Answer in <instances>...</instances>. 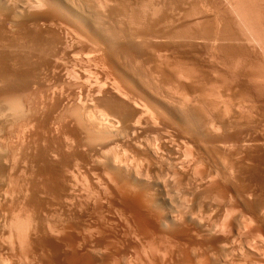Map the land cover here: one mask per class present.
I'll list each match as a JSON object with an SVG mask.
<instances>
[{"label": "rangeland", "instance_id": "rangeland-1", "mask_svg": "<svg viewBox=\"0 0 264 264\" xmlns=\"http://www.w3.org/2000/svg\"><path fill=\"white\" fill-rule=\"evenodd\" d=\"M213 1L57 0L60 14L67 8L81 20H70L73 11L64 13L67 17L58 13L49 22L41 19L47 7L30 11L27 6L33 1H13L28 14H41L36 25L40 43L23 38L0 19V264H47L63 257L73 243L98 264L113 258L137 264H192L199 256L209 264H264V1L255 0L258 10H250L257 16V28L251 27V32L231 13L235 0ZM222 8L236 26L232 43L243 49L232 62L216 49L232 43L221 36L217 42L204 22L209 18L213 29H219L221 23L212 16L221 18ZM44 42L54 45L52 53ZM6 95L19 98L18 107L10 108ZM130 183L152 199L153 229L148 225L147 231H140L131 220L129 202L119 192ZM16 220L24 223L17 225L18 230L25 228L21 237L15 235L16 226L12 228ZM160 235L184 246L187 257L173 251L176 258L171 254L158 259L149 241ZM239 240L248 247L240 246L242 253Z\"/></svg>", "mask_w": 264, "mask_h": 264}, {"label": "bare ground", "instance_id": "bare-ground-1", "mask_svg": "<svg viewBox=\"0 0 264 264\" xmlns=\"http://www.w3.org/2000/svg\"><path fill=\"white\" fill-rule=\"evenodd\" d=\"M14 1V0H13ZM13 1L12 0H0V19H2V22L1 23H3V25H12V26H14L16 29H18V31L21 33V35H22V37L23 38H25V39H29L30 37H32L31 39H35V42H34V44L38 41L39 43H40V40L38 39L39 38V32H38V29L36 28V25L37 24H39L38 22L40 21V18H41V14H37V13H35V12H31V13H29L28 14V12L26 13L24 10L25 9H23L24 8V6H21L22 8L20 9L19 7H16L15 6V4H12L13 3ZM17 1V0H16ZM31 1H33V2H31V4H30V6H27V10H30V8H31V10L33 11V10H35V9H37V8H39V7H43V6H45V7H47V13L45 14V17L43 18H41V19H43V21H51L52 19H54V17H56L57 15H58V11H57V9H56V7H57V0H31ZM76 1H80V0H76ZM98 1V0H97ZM99 1H101V0H99ZM104 1V0H103ZM106 1V0H105ZM113 1V0H112ZM176 2H177V0H175ZM213 1V0H212ZM233 2L232 3H235V1H236V4H233L234 5V10L232 9V7H230L231 8V13H233V11H234V13H236V18H238L237 20L240 22V24L239 25H241V27H243V28H247V32H251L252 31V29H251V27L253 28V26H254V24H256V17L257 16H255V14H254V16L252 15L253 14V12L254 11H250V10H252V9H257L256 7H254V2H255V0H232ZM262 1H264V0H262ZM261 0H260V3H262L263 4V2H262ZM82 2V1H81ZM178 2H179V0H178ZM196 2V1H195ZM214 2V1H213ZM10 3H11V5H10ZM76 3V2H75ZM96 3H98L99 4V2H96ZM104 3V2H103ZM141 3V2H140ZM102 4V3H101ZM100 4V5H101ZM105 4V3H104ZM248 4V5H247ZM261 4V5H262ZM17 5V4H16ZM78 5V4H77ZM83 5V4H82ZM87 5V4H86ZM229 5V4H228ZM132 6V5H131ZM141 6V5H140ZM145 6V5H144ZM244 6H247V7H249L250 6V8L251 9H248V8H246V7H244ZM252 6H253V8H252ZM263 6V5H262ZM26 7V6H25ZM30 7V8H29ZM99 7V6H98ZM103 7H104V5H103ZM147 7V6H146ZM264 7V6H263ZM29 8V9H28ZM58 8V7H57ZM60 8V7H59ZM63 8V7H62ZM76 8H77V6H76ZM81 8V7H80ZM217 8V7H216ZM229 8V9H230ZM246 8V9H245ZM40 9V8H39ZM45 9V8H44ZM66 9V12H64V13H66V15H67V13L69 14V13H72L73 11H71L70 12V10L69 9H67V8H65ZM74 9V8H73ZM91 9V8H90ZM102 9V8H101ZM128 9V8H127ZM130 9V8H129ZM151 9V8H150ZM222 9H224V8H222ZM262 9V8H261ZM264 9V8H263ZM30 10V11H31ZM38 10V9H37ZM69 10V11H68ZM93 11H94V9H92ZM103 10V9H102ZM126 10V9H125ZM125 10H123V12L125 11ZM133 10V9H132ZM145 10V9H144ZM156 10V9H155ZM216 10V9H215ZM221 10V9H220ZM220 10L218 11L217 10V13L219 12V13H221V12H223V11H221L220 12ZM225 10L226 9H224V14H223V16H220V14L218 15V16H220L221 18H216V16L215 15H213V16H215V17H213L212 15V18H215L214 20H216V23H217V20L219 21V23H221L220 25L218 24L217 26H220V28L218 29V27H216V24H215V22H213V24H215V29H213L214 28V26H212V23H211V20L208 18V20H205L204 22H205V26H207V28H208V32H213L214 34H215V36L213 37V39H216V38H219L220 39V36L223 38V39H225V41H230L231 43H232V41L231 40H233L234 38H235V36H236V31H234V27H236V26H234V27H232V20L231 19H229L230 18V13L228 14V11H227V13L225 12ZM247 10H249L248 12H247ZM258 10V9H257ZM256 11V10H255ZM261 11V10H260ZM78 12V11H77ZM127 12V11H126ZM129 12V11H128ZM127 12V15L128 14H133V13H128ZM64 13H61L62 15H63V17H67ZM80 13V12H79ZM105 13V12H104ZM141 13V12H140ZM139 13V14H140ZM233 13V14H234ZM250 13V14H249ZM264 13V12H263ZM43 14V13H42ZM60 14V13H59ZM60 14V15H61ZM78 14V13H77ZM76 13H75V11L70 15V20H81L79 17H78V15H77ZM91 14V13H90ZM97 14V13H96ZM138 14V15H139ZM142 14H143V12H142ZM215 14H216V12H215ZM94 15H95V13H94ZM104 15V14H103ZM125 15V14H124ZM134 15V14H133ZM133 15H131V16H133ZM144 15V14H143ZM151 15V14H150ZM224 15H226V16H229V18L228 17H226V16H224ZM235 15V14H234ZM259 15V14H258ZM122 16V15H121ZM129 16V15H128ZM135 16V15H134ZM137 16V15H136ZM252 16V17H251ZM261 16V15H260ZM264 16V15H263ZM27 17H28V20H26L27 19ZM68 17H69V15H68ZM84 17V16H83ZM89 17H92V16H89ZM96 17H98V15H96ZM102 17V16H101ZM126 17V16H125ZM124 17V18H125ZM232 17V16H231ZM255 17V18H254ZM72 18V19H71ZM100 18V17H99ZM103 18V17H102ZM127 18V17H126ZM128 18H130V17H128ZM136 18V17H135ZM139 17H137V19H138ZM141 18H144V17H140V19ZM235 18V19H236ZM96 19V18H95ZM87 20V19H86ZM122 20V19H121ZM125 20H127V19H125ZM130 20H132V19H130ZM144 20V19H143ZM27 21H30V22H28V24L29 25H27ZM88 21V20H87ZM95 21V20H94ZM203 21V20H202ZM85 22V21H84ZM92 22V21H91ZM96 22V21H95ZM100 22V21H99ZM131 21H129V23H130ZM140 22V21H139ZM164 22V21H163ZM43 23V22H42ZM51 23V22H50ZM127 23V22H126ZM133 23V22H132ZM131 23V24H132ZM161 23V22H160ZM238 23V22H237ZM84 24V23H83ZM135 24V23H134ZM137 24H139V23H137ZM136 24V25H137ZM61 25V24H60ZM125 25V24H124ZM135 25V26H136ZM203 25H204V23H203ZM237 25V24H236ZM257 25H259V24H257ZM84 26H85V24H84ZM103 26V25H102ZM128 26H130V25H128ZM186 25H184V27H185ZM188 26V25H187ZM100 27V26H99ZM137 27V26H136ZM255 27V26H254ZM10 28V27H9ZM102 29L104 28V27H101ZM133 28H134V25H133ZM139 28V27H138ZM138 28H136V29H138ZM182 28V27H181ZM187 29L189 28L190 29V26L189 27H186ZM193 28V27H192ZM205 28V27H204ZM203 28V29H204ZM249 28V29H248ZM255 28H257V27H255ZM128 29V28H127ZM153 29H155V28H153ZM202 29V30H203ZM259 29V28H258ZM2 30V27L0 26V31ZM94 30V29H93ZM110 30V29H109ZM115 30V29H114ZM159 30V29H158ZM183 30V29H182ZM185 30V29H184ZM198 30H201V25H200V29H198ZM198 30H195V31H198ZM206 30V29H205ZM238 30V29H237ZM250 30V31H249ZM8 31V30H7ZM16 31V30H15ZM17 31V32H18ZM112 31V30H111ZM131 31V30H130ZM135 30L133 29V32H134ZM144 31V30H143ZM143 31H141L143 34H144V32ZM186 31V30H185ZM184 31V32H185ZM188 31V30H187ZM187 31H186V33H187ZM190 31V30H189ZM188 31V32H189ZM240 31H241V29H240ZM245 31H246V29H245ZM245 31H243V33L245 32ZM258 31V30H257ZM2 32V31H1ZM1 32H0V35H1ZM104 32V31H103ZM112 32H114V31H112ZM146 32L148 33V30H146ZM151 32V31H150ZM152 32H154V31H152ZM156 32H158V31H156ZM156 32H154V33H156ZM161 32V31H160ZM168 31H166V33H167ZM174 32V31H173ZM183 32V33H184ZM200 32V31H199ZM201 32H203V31H201ZM207 32V31H206ZM19 33V34H20ZM116 33V35H119L118 34V32H115ZM115 33H114V37H115ZM138 33V32H137ZM159 33V32H158ZM163 34H164V32H162ZM169 33V32H168ZM192 33V32H191ZM191 33H189V34H191ZM193 33H194V30H193ZM197 33V32H196ZM205 33V32H204ZM203 33V34H204ZM241 34H243L242 32H240ZM257 33V32H256ZM112 34V33H111ZM129 34V33H128ZM128 34H126V35H128ZM131 34H133V33H131ZM141 34V33H140ZM142 34V35H143ZM151 34V33H150ZM149 34V35H150ZM161 34V33H160ZM201 34V33H200ZM255 34V33H254ZM263 34V33H262ZM9 35V34H8ZM87 35V34H86ZM109 35V34H108ZM122 35V34H121ZM141 35V36H142ZM154 34H152V36H153ZM157 35V34H156ZM166 35V34H165ZM186 35V34H185ZM197 35V34H196ZM198 35H199V33H198ZM202 35V34H201ZM211 36L212 34H209L208 33V36ZM253 35V34H252ZM257 35V34H256ZM255 35V36H256ZM14 36V35H13ZM41 36V35H40ZM131 36V35H130ZM129 36V37H130ZM140 36V35H139ZM163 36V35H162ZM190 35H188V37H189ZM193 36V35H192ZM194 36H195V34H194ZM204 36V35H203ZM209 36V37H210ZM216 36H219V37H216ZM240 36V35H239ZM254 36V35H253ZM254 36V37H255ZM261 36V35H260ZM21 37V36H20ZM28 37V38H27ZM46 37V36H45ZM90 37V36H89ZM110 37V36H109ZM128 37V38H129ZM143 37V36H142ZM145 37V36H144ZM155 37V36H154ZM166 37V36H165ZM206 37V36H205ZM8 38V37H7ZM111 38H112V35H111ZM111 38H109L110 40H115V38H113V39H111ZM131 38V37H130ZM139 38V37H138ZM190 38V37H189ZM207 38V37H206ZM238 38V37H237ZM31 39H29V40H31ZM149 39V38H148ZM208 39V38H207ZM211 39V38H210ZM213 39H211V41L213 40ZM259 39V38H258ZM37 40V41H36ZM109 40V41H110ZM47 41V40H46ZM108 41V42H109ZM130 40H128V42H129ZM145 41V40H144ZM216 41L218 42V39H216ZM220 42H221V39L219 40ZM235 41V40H234ZM234 41H233V45L232 44H224V45H220V46H217L218 45V43H217V47H216V49L218 48V53H220V56H222V58H224V60H228V61H233V60H235L236 58H237V54H238V52L239 53H241L240 52V50H243V49H239V48H242V47H239V44H238V47L236 46V45H234V44H237V42H235L234 43ZM7 42V41H6ZM33 42V41H32ZM115 42V41H114ZM131 42V41H130ZM129 42V43H130ZM215 42V41H214ZM213 42V43H214ZM224 42V41H223ZM9 43H10V41H9ZM17 43V42H16ZM43 43V41L41 42V44ZM45 43V45H43V46H45L46 47V49L47 50H49L48 52H49V54L50 53H52L53 52V50H54V45L51 43V42H44ZM110 43H111V41H110ZM128 43V45H130V44H132V43H130L129 44ZM146 43V42H145ZM178 43V42H177ZM263 43V42H262ZM1 44V43H0ZM12 44V43H11ZM38 44V43H37ZM105 44H107V41H106V43ZM111 44H114L113 42L111 43ZM111 44H107V46H110ZM117 44V43H116ZM216 44V43H215ZM223 44V43H222ZM13 45V44H12ZM16 45V44H15ZM27 45V44H26ZM39 45V44H38ZM118 45H120V44H118ZM127 45V46H128ZM263 45V44H262ZM11 46V45H10ZM42 46V47H43ZM106 46V47H107ZM111 46H114V45H111ZM132 47H134L133 45H131ZM241 46V45H240ZM18 47V46H17ZM21 47V46H20ZM95 47V46H94ZM93 47V48H94ZM214 47V46H213ZM1 48V47H0ZM29 48V47H28ZM97 48V47H96ZM109 47H107V49H108ZM111 48V47H110ZM109 48V49H110ZM129 48H130V46H129ZM135 48V47H134ZM141 48V47H140ZM212 48V47H211ZM245 48V47H244ZM12 49H14V48H12ZM22 49V48H21ZM43 49H44V47H43ZM45 49V50H46ZM113 49V48H112ZM116 49H117V47H116ZM131 49V48H130ZM136 49V48H135ZM23 50V49H22ZM44 50V51H45ZM46 50V51H47ZM118 50H120V51H122L121 49H119L118 48ZM133 50V49H132ZM213 50V49H212ZM25 51V50H24ZM24 51H22V52H24ZM215 51V50H214ZM9 52V51H8ZM13 52V51H12ZM20 52V51H19ZM136 52V51H135ZM216 52V53H217ZM243 52V51H242ZM244 52H245V49H244ZM243 52V53H244ZM31 53V52H30ZM139 54V53H138ZM246 54V53H245ZM241 55V54H240ZM20 56V55H19ZM249 56V55H248ZM49 57V56H48ZM47 57V58H48ZM238 57H241V56H238ZM8 58V57H7ZM44 58H45V56H44ZM43 58V59H44ZM17 59V58H16ZM172 59V58H171ZM220 59V58H219ZM242 59V58H241ZM8 60V59H7ZM51 60V59H50ZM139 60V59H138ZM8 61H10V60H8ZM149 61V60H148ZM163 61V60H162ZM227 61V62H228ZM237 61V60H236ZM235 61V62H236ZM239 61V60H238ZM237 61V62H238ZM21 62H23V61H21ZM137 62V61H136ZM135 62V63H136ZM170 62V61H169ZM218 62V61H217ZM226 62V63H227ZM230 62V63H231ZM245 62V61H244ZM14 63V62H13ZM239 63V62H238ZM250 63V62H249ZM16 64V63H15ZM22 64V63H21ZM163 64V63H162ZM232 64V63H231ZM236 64V63H235ZM226 65V64H225ZM42 66V65H41ZM158 66V65H157ZM183 66V65H182ZM228 66H230V65H228ZM249 66V65H248ZM146 67V66H145ZM232 67H234V66H232ZM174 69V68H173ZM251 69V68H250ZM51 70V69H50ZM1 71V70H0ZM13 71V70H12ZM253 71H254V69H253ZM23 72V71H22ZM53 72V71H52ZM165 72V71H164ZM255 73V72H254ZM24 74V73H23ZM156 74V73H155ZM171 74H172V72H171ZM39 75V74H38ZM196 75V74H195ZM6 76V75H5ZM149 76V75H148ZM181 76V75H180ZM2 77V76H1ZM3 77H4V75H3ZM19 77H21V76H19ZM23 77V76H22ZM157 77V76H156ZM163 78V77H162ZM178 78V77H177ZM182 78V77H181ZM172 79V78H171ZM174 79V78H173ZM33 80V79H32ZM166 80H167V78H166ZM145 81V80H144ZM168 81H169V79H168ZM174 81V80H173ZM152 82H154V81H152ZM177 83V82H176ZM27 84H28V82H27ZM157 84V83H156ZM172 84V83H171ZM175 84V83H174ZM34 85V84H33ZM177 87V86H176ZM33 88V87H32ZM163 88V87H162ZM168 88V87H167ZM178 88V87H177ZM17 89V88H16ZM157 89V88H156ZM256 89H257V87H256ZM11 90V89H10ZM19 90V89H18ZM189 90V89H188ZM20 92V91H19ZM18 92V93H19ZM2 93V92H1ZM8 93V92H7ZM14 93V92H13ZM33 93V92H32ZM174 93V92H173ZM11 94H12V92H11ZM15 94V93H14ZM35 94V93H34ZM177 94V93H176ZM16 95V94H15ZM180 95H182V94H180ZM184 95V94H183ZM2 96H4L5 97V95H3L2 94ZM7 96V95H6ZM14 96V95H13ZM161 97V96H160ZM36 98V97H35ZM52 98V97H51ZM164 98V97H163ZM19 99V98H18ZM16 97H12V95L11 96H7L6 97V100L8 101V103H9V105H10V108H15V106H17V105H19V100H18ZM60 99V98H59ZM5 100V101H6ZM50 100H52V99H50ZM4 101V102H5ZM31 103V102H30ZM185 103V102H184ZM113 104V103H112ZM178 105V104H177ZM182 105V104H181ZM5 106V105H4ZM176 106V105H175ZM9 107V106H8ZM18 107V106H17ZM2 108H4V107H2ZM145 108V107H144ZM6 109V108H5ZM30 109V108H29ZM4 110V109H3ZM6 111V110H5ZM33 111V110H32ZM39 111V110H38ZM44 111V110H43ZM185 111V110H184ZM179 112V111H178ZM4 113V112H3ZM6 113V112H5ZM29 114V113H28ZM77 114V113H76ZM200 114V113H199ZM1 115V114H0ZM15 115V114H14ZM36 115V114H35ZM37 116V115H36ZM43 116V115H42ZM73 116H75V115H73ZM15 117V116H14ZM48 119V118H47ZM6 120V119H5ZM80 120V119H79ZM15 121H16V119H15ZM29 121V120H28ZM31 121V120H30ZM52 121V120H51ZM77 121H78V119H77ZM10 122V121H9ZM17 122V121H16ZM47 122V121H46ZM54 123V122H53ZM135 123V122H134ZM136 123H138V122H136ZM25 124V123H24ZM33 124V123H32ZM83 124V123H82ZM178 124V123H177ZM9 125V124H8ZM31 125V124H30ZM43 125V124H42ZM7 126V125H6ZM26 126V125H25ZM85 126V125H84ZM87 126V125H86ZM90 126H92V125H90ZM26 127H28V126H26ZM87 127H89V125L87 126ZM126 127V126H125ZM91 129V128H90ZM89 131V130H88ZM87 131V132H88ZM28 132V131H27ZM91 132V131H90ZM89 132V133H90ZM98 132V131H97ZM15 134V133H14ZM102 134V133H101ZM88 135V134H87ZM100 135V134H99ZM36 136V135H35ZM89 136V135H88ZM94 136H95V134H94ZM93 136V137H94ZM92 137V136H91ZM98 137V136H97ZM104 138V137H103ZM94 139H95V137H94ZM1 140H2V138H1ZM96 140V139H95ZM97 140H98V138H97ZM3 141V140H2ZM92 141V140H91ZM165 141V140H164ZM1 142V141H0ZM7 142V141H6ZM97 142V141H96ZM24 145V144H23ZM27 145V144H26ZM3 146V145H2ZM156 150H158V149H156ZM160 150V149H159ZM165 150V149H164ZM172 150V149H171ZM3 151V150H2ZM45 151V150H44ZM177 151V150H176ZM149 152V151H148ZM15 153V152H14ZM2 154V153H1ZM16 154H17V152H16ZM157 156V155H156ZM158 158V157H157ZM161 158V157H160ZM166 158H169V157H166ZM17 159V158H16ZM164 159V158H163ZM41 160V159H40ZM167 160V159H166ZM25 161V160H24ZM163 161V160H162ZM176 161V160H175ZM178 161V160H177ZM4 162V161H3ZM144 162V161H143ZM173 162V161H172ZM191 162V161H190ZM196 162V161H195ZM145 163V162H144ZM30 164V163H29ZM146 164V163H145ZM165 164H167V163H165ZM171 164V163H170ZM160 165H161V163H160ZM188 165V164H187ZM182 166V165H181ZM149 167V166H148ZM171 167V166H170ZM173 167V166H172ZM185 167V166H184ZM156 168V167H155ZM190 168V167H189ZM185 169V168H184ZM183 170V169H182ZM21 171V170H20ZM168 171V170H167ZM179 171V170H178ZM9 172V171H8ZM16 173V172H15ZM53 173V172H52ZM145 173V172H144ZM189 173V172H188ZM201 173V172H200ZM207 173V172H206ZM30 174V173H29ZM109 174V173H108ZM118 174V173H117ZM137 174H138V172H137ZM141 174V173H140ZM194 174V173H193ZM122 175V174H121ZM29 176V175H28ZM21 177V176H20ZM166 177V176H165ZM196 177V176H195ZM198 177V176H197ZM137 178V177H136ZM161 178V177H160ZM159 178V179H160ZM169 178H170V175H169ZM205 178V177H204ZM3 179V178H2ZM36 179V178H35ZM187 179V178H186ZM213 179V178H212ZM220 179V178H219ZM158 180V179H157ZM161 180V179H160ZM165 180V179H164ZM167 180V179H166ZM183 180V179H182ZM209 180V179H208ZM226 180V179H225ZM150 181V180H149ZM176 181V180H175ZM205 181V180H204ZM210 181V180H209ZM4 182V181H3ZM25 183V182H24ZM128 183V182H127ZM173 183V182H172ZM35 184V183H34ZM64 184V183H63ZM131 184L132 183H130V185L128 184V185H124L123 187H121V189H120V195L122 196V199L123 200H125V201H127V202H129V207H128V211H129V214H130V216H131V220H133V222H134V224L135 225H137V228L138 229H140V231L141 230H144V231H147V229H145V228H147L148 227V225H149V227H153V220H154V218H153V214H152V212L150 211V206L152 205L151 204V201L150 200H152V199H150V200H147V199H145L144 198V194H143V188L142 189H139L138 187H137V189L134 187V190H132V188H131ZM171 184V183H170ZM169 184V185H170ZM188 184V183H187ZM192 184V183H191ZM139 185V184H138ZM8 186V185H7ZM54 186V185H53ZM177 186V185H176ZM187 186V185H186ZM194 186V185H193ZM163 187V186H162ZM16 188V187H15ZM147 188V187H146ZM178 188V187H177ZM182 188V187H181ZM185 188V187H184ZM201 188V187H200ZM118 189V188H117ZM161 189V188H160ZM59 190V189H58ZM167 190V189H166ZM176 190V189H175ZM196 191V190H195ZM4 192V191H3ZM36 192V191H35ZM69 192V191H68ZM169 192V191H168ZM26 193V192H25ZM105 193V192H104ZM4 194H6V193H4ZM151 194V193H150ZM165 195H167V194H165ZM184 195V194H183ZM6 196V195H5ZM12 196V195H11ZM199 196V195H198ZM201 196V195H200ZM210 196V195H209ZM58 197V196H57ZM97 197V196H96ZM105 197V196H104ZM169 197V196H168ZM184 197V196H183ZM213 197H214V195H213ZM212 197V198H213ZM32 198V197H31ZM88 198V197H87ZM99 198V197H98ZM165 198V197H164ZM178 198V197H177ZM187 198V197H186ZM203 198V197H202ZM201 198V199H202ZM210 198V197H209ZM211 198V199H212ZM216 198V197H215ZM25 199V198H24ZM96 199V198H95ZM105 199V198H104ZM167 199V198H166ZM170 199V198H169ZM179 199H182V198H179ZM184 199V198H183ZM21 200V199H20ZM206 200H209V199H206ZM54 201V200H53ZM66 201V200H65ZM168 201V200H167ZM173 201V200H172ZM172 201H169L170 203L172 202ZM179 201V200H178ZM177 201V202H178ZM182 201V200H181ZM180 201V202H181ZM185 201V200H184ZM56 202V201H55ZM127 202H126V204H127ZM189 202H190V200H189ZM175 203V202H174ZM179 203V202H178ZM178 203L176 204V205H178ZM220 203V202H219ZM223 203V202H222ZM226 203V202H225ZM173 204V203H172ZM175 204H173V206H175ZM183 204V203H182ZM205 204V203H204ZM228 204V203H227ZM7 205V204H6ZM60 205V204H59ZM181 205V204H180ZM179 205V206H180ZM187 205H190V204H187ZM30 206V205H29ZM175 207H178V206H175ZM214 207V206H213ZM230 207V206H229ZM174 208V207H173ZM152 209V208H151ZM184 209V208H183ZM230 209V208H229ZM176 210V209H175ZM186 210V209H185ZM213 210V209H212ZM211 210V211H212ZM223 210H224V208H223ZM173 211V210H172ZM182 211V210H181ZM216 211V210H215ZM228 211V210H227ZM179 212V211H178ZM194 212V211H193ZM192 212V213H193ZM208 212V211H207ZM226 212V211H225ZM118 213V212H117ZM169 213V212H168ZM172 213V212H171ZM189 213H191V212H189ZM196 213V212H195ZM205 213V212H204ZM226 213H228V212H226ZM3 214V213H2ZM28 214V213H27ZM120 214V213H119ZM225 214V213H224ZM232 214H233V212H232ZM5 215V214H4ZM17 216H18V214H16ZM15 214H14V216L15 217H17ZM22 215H23V213H22ZM121 215V214H120ZM170 215V214H169ZM187 215H188V213H187ZM227 215V214H226ZM226 215H225V217H226ZM263 215V214H262ZM7 216V215H6ZM12 215H10V217H11ZM191 216V215H190ZM189 216V217H190ZM205 216V214L203 215V217ZM239 216V215H238ZM13 217V216H12ZM21 217V216H20ZM118 217V216H117ZM175 217V216H174ZM176 217H178V216H176ZM175 217V218H176ZM188 217V218H189ZM225 217L223 218L222 217V219H221V221L222 222H224V220L226 221L227 219H229V218H227V219H225ZM98 218V217H97ZM160 218V217H159ZM186 218V217H185ZM202 218V217H201ZM200 218V219H201ZM14 219H18V217L17 218H14ZM13 219V220H14ZM163 219V218H162ZM172 219V218H171ZM174 219V218H173ZM176 219H178V218H176ZM217 219V218H216ZM240 219H242V218H240ZM250 219V218H249ZM6 220H7V218H6ZM19 220V219H18ZM18 220H16V221H13V222H16V224L14 225L12 222L10 223V225L9 226H11V224H13L12 225V228L13 227H15V231H16V234L15 235H18V237H21L22 236V234H24L22 231H24L25 230V228L23 229V230H20L21 228H23V227H20L21 226V224H22V222L21 223H19L18 224ZM100 220V219H99ZM164 220V219H163ZM59 221V220H58ZM120 221V220H119ZM162 221V220H161ZM199 221V220H198ZM204 221H206V220H204ZM211 221H213V220H211ZM210 221V222H211ZM242 221V220H241ZM244 221V220H243ZM164 222V221H163ZM201 222V221H200ZM221 222V223H222ZM227 222V221H226ZM234 222V221H233ZM239 222V221H238ZM162 223V222H161ZM213 223V222H212ZM240 223V222H239ZM246 223V222H245ZM250 223V222H249ZM1 224V223H0ZM4 224V226H5V223H3ZM24 224V223H23ZM22 224V225H23ZM46 224H48V223H46ZM216 224H217V222H216ZM216 224L214 225V226H216ZM219 224H220V222H219ZM17 225H20L19 226V230L17 229L18 228V226ZM221 225H223V224H221ZM246 225V224H245ZM1 226V225H0ZM127 226V225H126ZM163 226H164V224H163ZM175 226H176V224H175ZM202 226V225H201ZM206 226V225H205ZM225 226V225H224ZM235 226H237V223H236V225ZM241 226H243V225H241ZM5 227H8V224H6V226ZM47 227V226H46ZM96 227V226H95ZM94 227V228H95ZM112 227V226H111ZM131 227V226H130ZM171 227V226H170ZM221 227V229L220 230H222L223 228H222V226H220ZM237 227H240V226H237ZM11 228V229H12ZM82 228V227H81ZM108 228V227H107ZM129 228V227H128ZM136 228V229H137ZM198 228V227H197ZM209 228V227H208ZM216 228V227H215ZM225 229L227 228L226 226L224 227ZM233 228V227H232ZM242 228V227H241ZM246 228V227H245ZM244 228V230H246ZM27 229V228H26ZM90 229H92V228H90ZM111 229V228H110ZM134 229V228H133ZM153 229V228H152ZM228 229H230L229 227H228ZM8 230H9V227H8ZM49 230H51V228L49 229ZM48 230V231H49ZM82 230V229H81ZM84 230H86V229H84ZM97 230H100V229H98V227H97ZM122 230V229H121ZM207 230V229H206ZM232 230V229H231ZM235 230V229H234ZM242 230H243V228H242ZM10 231V230H9ZM9 231L7 232V233H9ZM17 231H20V236H19V232H17ZM57 231V230H56ZM92 231H94V230H90L89 232H92ZM128 231V230H127ZM144 231H143V233H144ZM208 231H210V229H208ZM207 231V232H208ZM224 231V230H223ZM236 231V230H235ZM2 232V231H1ZM26 232V231H25ZM50 232V231H49ZM85 232H87V231H85ZM84 232V234H86ZM88 232V233H89ZM95 232V231H94ZM100 233L101 232H103V231H99ZM135 232V231H134ZM149 232V231H148ZM148 232H146V234L147 235H149L148 234ZM164 232V231H163ZM214 232H216L215 230H214ZM244 232H247V230L246 231H244ZM10 233H12V231H10ZM34 233V232H33ZM60 233V232H59ZM82 233V232H81ZM100 233H98L99 235H100ZM133 233V232H132ZM220 233H222V231L221 232H219V234ZM242 233L243 232H241L240 233V231H239V228H238V232H237V234H240L241 236H243L242 235ZM249 233V232H248ZM13 234H14V232H13ZM26 234V233H25ZM50 234H51V232H50ZM52 234H55V232L53 233L52 232ZM56 234H58V232L56 233ZM90 234V233H89ZM87 234L88 235V237L92 234ZM96 234H97V232H96ZM95 234V235H96ZM159 234V233H158ZM160 234H162V233H160ZM199 234V233H198ZM215 234V233H214ZM218 234V233H217ZM227 234V233H226ZM236 234V235H237ZM246 234V233H245ZM260 234V233H259ZM9 235V234H8ZM94 235V236H95ZM110 235V234H109ZM125 235V234H124ZM135 235V234H134ZM144 235H145V233H144ZM146 235V236H147ZM151 235V234H150ZM200 235H202V234H200ZM230 235V234H229ZM240 235L238 236L239 238H240ZM249 235V234H248ZM255 235H257V234H255ZM59 236V235H58ZM65 236V235H64ZM63 236V237H64ZM168 236V235H167ZM210 236V235H209ZM233 236H235V234L234 235H232V237ZM261 236V235H260ZM9 237V236H8ZM7 237V238H8ZM67 236H65L64 237V239L66 238ZM74 237V236H73ZM148 237V236H147ZM150 237V236H149ZM157 237H159V235L157 236ZM165 236L164 235H160V238H157L156 240H151L152 238H154L153 236L152 237H150V240L151 241H149V243L151 244V249H153V251L157 254V256L159 255L160 256V258H164V257H167L168 258V256H171V254L173 253V251L174 252H176L177 254H180V256H183V257H187V252L184 250V246H182V245H180V243L178 244V243H175L174 241H173V243L172 242H170L169 240L167 241L165 238H164ZM225 237H227V235L225 236ZM236 237V236H235ZM238 237H237V239H238ZM2 238V237H1ZM0 238V239H1ZM68 238V237H67ZM66 238V239H67ZM70 239H71V236L69 237ZM75 238V237H74ZM73 238V239H74ZM91 238H93L92 236H91ZM90 238V239H91ZM133 238L135 239V236H133ZM16 239H17V237H16ZM69 239V240H70ZM98 239H100V237L98 238ZM139 239V238H138ZM168 239V238H167ZM194 239V238H193ZM212 239V238H211ZM233 239V238H232ZM251 239H252V236H251ZM9 240V239H8ZM18 240V239H17ZM72 240V239H71ZM111 240V239H110ZM137 240V239H136ZM231 240V239H230ZM242 240V239H241ZM254 240V239H253ZM252 240V241H253ZM3 241H4V239H3ZM12 241V240H11ZM68 241V240H67ZM72 241H74V240H72ZM71 241V242H72ZM82 241L84 242V240H83V238H82ZM224 241V240H223ZM233 241V240H232ZM232 241H231V243H232ZM238 241V240H237ZM237 241H236V245L237 244H239V246L237 247L238 249L239 248H241L242 250H243V247H247V245H245L246 243H248V242H246V243H244V245L245 246H241L240 245V243H241V241L239 240V243H237ZM76 242V241H75ZM133 242V241H132ZM9 243V242H8ZM11 243V242H10ZM9 243V244H10ZM21 243V242H20ZM66 243V242H65ZM79 242H77V244H78ZM91 243V242H90ZM99 243H100V241H99ZM98 243V244H99ZM113 243V242H112ZM2 244H4V243H2ZM93 244V243H92ZM145 244V243H144ZM191 244V243H190ZM223 244V246L225 245V243H222ZM249 244H253V242L252 243H249ZM248 244V245H249ZM255 244V243H254ZM258 244H260V243H258ZM21 245V244H20ZM57 245V244H56ZM68 245V244H67ZM66 245V246H67ZM79 245V244H78ZM101 245V244H100ZM184 245V244H183ZM262 245H264V244H262ZM9 246V245H8ZM26 246V245H25ZM104 246V245H103ZM150 246V245H149ZM222 246V247H223ZM226 246V245H225ZM241 246V247H240ZM254 246V245H253ZM70 250L66 253L65 252V254L63 255V257H61V258H57V257H55L54 259H52V260H50V261H48L47 262V264H98V263H96L95 262V260H94V258H93V255H90V254H86V253H81L80 251H78V247H76V244L75 243H73L72 244V246L70 245ZM96 247V246H95ZM143 247V246H142ZM227 248H228V246H226ZM226 247H224V248H226ZM232 247V246H231ZM251 247H252V245H251ZM261 247V246H260ZM263 248H264V246H262ZM12 248V247H11ZM21 248V247H20ZM56 248V247H55ZM97 248V247H96ZM103 248V247H102ZM105 248V247H104ZM110 248V247H109ZM139 248V247H138ZM145 248V247H144ZM148 248V246L145 248V249H147ZM186 248V247H185ZM217 248H219V247H217ZM220 248H221V246H220ZM227 248H226V250H227ZM248 248V247H247ZM250 248V247H249ZM18 249V248H17ZM93 249V248H92ZM108 249V248H107ZM144 249V251H146ZM199 249V248H198ZM261 249V248H260ZM130 250V249H129ZM150 250V249H149ZM200 250V249H199ZM222 250H223V248H222ZM232 250H233V248H232ZM248 250V249H247ZM250 250H252V248H250ZM254 250H255V248H254ZM258 250V249H257ZM21 251V250H20ZM58 251V250H57ZM102 251V250H101ZM107 251V250H106ZM139 251V250H138ZM152 251V250H151ZM202 251V250H201ZM235 251V250H234ZM236 251H237V249H236ZM239 251H240V253H242V251L239 249ZM244 251H246V249L244 250ZM262 251H264L263 249H262ZM94 252V251H93ZM96 252V251H95ZM189 252V251H188ZM206 252V251H205ZM218 252V251H217ZM227 252V251H226ZM229 252V251H228ZM232 253H233V251H231ZM253 252H255V251H253ZM26 253V252H25ZM91 253V252H90ZM135 253V252H134ZM214 253V252H213ZM223 253V252H222ZM234 253H236V252H234ZM256 253H258V252H256ZM264 253V252H263ZM27 254V253H26ZM93 254V253H92ZM144 254V253H143ZM146 254V253H145ZM148 254V253H147ZM177 254H174V255H176V256H174L173 254V256H174V258H176L177 257ZM193 254V253H192ZM197 254V253H196ZM195 254V255H196ZM219 254V253H218ZM238 254H239V252H238ZM261 254V253H260ZM25 255V254H24ZM104 255V254H103ZM148 255H150V254H148ZM223 255H225V254H223ZM222 255V256H223ZM228 255H229V253H228ZM231 255H233V254H230V257H231ZM239 255H241V254H239ZM245 255V254H244ZM249 255H251V252H250V254ZM258 255V254H257ZM10 256V255H9ZM130 256V255H129ZM128 256V257H129ZM142 256V255H141ZM140 256V257H141ZM146 255H144V257H145ZM159 256L157 257L158 259H160L159 258ZM172 256V257H173ZM190 256H191V254H190ZM221 256V257H222ZM235 256V255H234ZM248 256V255H247ZM261 256V255H260ZM5 257V256H4ZM15 257V256H14ZM95 257V256H94ZM113 257H115V256H113ZM112 257V258H113ZM133 257H134V255H133ZM139 257V256H138ZM139 257V258H140ZM147 257V256H146ZM151 257V256H150ZM154 257V256H153ZM152 257V258H153ZM179 257V256H178ZM200 257V256H199ZM195 258L194 259V261H193V263L192 264H209L206 260H204L203 258ZM206 257V256H205ZM213 257H214V255H213ZM220 257V256H219ZM219 257H217V258H219ZM221 257H220V259H221ZM225 257V256H224ZM237 257V256H236ZM241 257H242V255H241ZM259 257V256H258ZM263 257V256H262ZM261 257V258H262ZM24 258V257H23ZM142 258V257H141ZM152 258H150L151 260H152ZM167 258H165V259H167ZM217 258H216V260H217ZM226 258H227V256H226ZM225 258V259H226ZM229 258V257H228ZM228 258L226 259V261L228 260ZM234 258V257H233ZM243 258H245V257H243ZM252 258V257H251ZM9 259V258H8ZM28 259V258H27ZM100 259V258H99ZM110 259H111V257H110ZM128 259H130V258H128ZM134 259H136V255H135V258ZM144 259V258H143ZM146 259V258H145ZM185 259V258H184ZM208 259H210V258H208ZM224 258H223V261L225 260ZM235 259V258H234ZM236 259H238V258H236ZM242 259V258H241ZM247 259V258H246ZM5 260V259H4ZM7 260V259H6ZM24 260V259H23ZM103 260V259H102ZM124 260H126L125 258H124ZM169 260H170V257H169ZM168 260V261H169ZM211 260V259H210ZM233 260V259H232ZM8 261V260H7ZM12 261V260H11ZM20 261V260H19ZM127 261V260H126ZM121 262L120 260H115V258H113L112 259V261L109 263V264H137V263H133L134 261H132V259H131V262L129 261H127V262ZM139 262L141 261V260H138ZM149 261V260H148ZM147 261V263L146 264H151L150 263V261L148 262ZM153 261H155L154 259H153ZM156 261H158V260H156ZM160 262H161V260H159ZM159 261H158V263H159ZM165 261V260H164ZM177 261V260H176ZM185 261H186V259H185ZM222 261V260H221ZM243 261V260H242ZM99 262V261H98ZM102 262V261H101ZM108 262H109V260H108ZM144 262V261H143ZM172 262V261H171ZM210 262V261H209ZM218 262V261H217ZM225 262V261H224ZM230 262L231 261H229L228 263L230 264ZM237 262H239V260L237 261ZM245 262V261H244ZM10 263H12V262H10ZM22 263V262H21ZM157 263V264H158ZM177 263V262H176ZM181 263V262H180ZM211 263V262H210ZM219 263H220V261H219ZM226 263V262H225ZM233 263V262H232ZM231 263V264H232ZM243 263V262H242ZM253 263V262H252ZM5 264V263H4ZM107 264V263H106ZM138 264H145V263H138ZM155 264V263H154ZM160 264V263H159ZM161 264H162V262H161ZM183 264H187L186 262H184ZM220 264H224V263H220ZM235 264V263H234ZM238 264V263H237ZM260 264H262V263H260Z\"/></svg>", "mask_w": 264, "mask_h": 264}]
</instances>
